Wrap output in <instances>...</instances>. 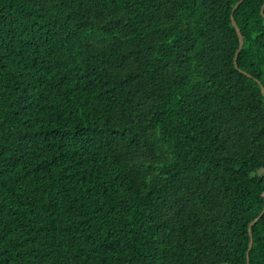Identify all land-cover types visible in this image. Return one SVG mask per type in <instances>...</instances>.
I'll return each instance as SVG.
<instances>
[{
    "label": "trees",
    "instance_id": "obj_1",
    "mask_svg": "<svg viewBox=\"0 0 264 264\" xmlns=\"http://www.w3.org/2000/svg\"><path fill=\"white\" fill-rule=\"evenodd\" d=\"M238 1L0 0V264L247 263L264 0Z\"/></svg>",
    "mask_w": 264,
    "mask_h": 264
},
{
    "label": "water",
    "instance_id": "obj_2",
    "mask_svg": "<svg viewBox=\"0 0 264 264\" xmlns=\"http://www.w3.org/2000/svg\"><path fill=\"white\" fill-rule=\"evenodd\" d=\"M244 0H239L234 8L232 9V13H234L236 11V9L239 7V5L243 2ZM263 19H264V3H263V6L261 7V11H260ZM231 24L233 26V28L235 29L236 31V34H237V37H238V41H239V45H238V50L235 54V57H234V63H235V67L237 68V65H236V61H237V56L238 54L240 53L242 47H243V39H242V36H241V32H240V29L238 28V26L236 25L235 21H234V18H233V15H231ZM258 84L260 85V91H261V94L264 96V87L260 84V82H258ZM264 216V206H263V209L261 211V213L249 224V228H248V233H249V244H248V251H247V263L246 264H249V252L251 250V247H252V244H253V237H252V232H251V228Z\"/></svg>",
    "mask_w": 264,
    "mask_h": 264
}]
</instances>
